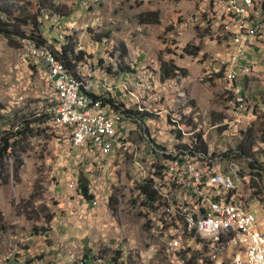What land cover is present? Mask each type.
<instances>
[{"label":"rangeland","instance_id":"374dc122","mask_svg":"<svg viewBox=\"0 0 264 264\" xmlns=\"http://www.w3.org/2000/svg\"><path fill=\"white\" fill-rule=\"evenodd\" d=\"M54 1L71 12L64 18L44 17L41 34L49 43L73 35L75 49L84 52L76 68L89 92V80L108 91L102 80L122 76L124 80L108 92L117 95L120 91L125 94L126 107L154 115L138 125L123 119L105 154L80 148L74 143L72 128L58 120L36 125L15 177L13 161L6 159L9 180L0 184V264L12 258L15 264H69L84 255L111 258L115 251L116 264H174V256L178 264H191L190 255L196 252L189 253L190 244L197 239L189 232L181 210L191 208L197 216L207 215V195L194 193V198L180 199L171 183H164L163 190L154 184L159 200L139 205L134 189L146 178L145 171L159 165L164 179L179 180L185 163L171 169V161L163 155L173 153L176 144L186 143L182 135H198L205 142L207 154L198 160L203 168L225 170L230 162L239 166L236 174L241 188H227V194L245 199L249 210L264 222V171L249 173L246 159L235 155L240 131L249 130L254 139L253 157L258 162L264 159V44L244 50L252 70L238 80L244 105L234 111L224 72L232 68L230 56L234 37L236 44L240 42L239 33L233 21H225L222 30L215 32L217 21L210 15L209 0ZM148 10L157 11V21L140 23L138 14ZM261 13L259 39L264 43V10ZM103 34L106 37L95 39ZM120 44L125 49L121 58ZM183 47H192L195 54H186ZM159 60L173 62L186 74L161 80ZM118 64L127 66L129 73L105 76L106 65ZM221 68L223 73L218 76ZM53 98L38 50L27 40L0 35V136L21 117L51 114L57 103ZM175 120L182 123L176 125ZM150 141L171 149L157 153L150 149ZM79 174L87 178L91 201L77 192ZM109 196L115 203H108ZM196 202L203 203L204 214ZM46 214L51 220L44 233L41 227ZM208 217L215 220L212 214ZM210 228L216 225L204 226L205 232Z\"/></svg>","mask_w":264,"mask_h":264},{"label":"built area","instance_id":"2783aa9c","mask_svg":"<svg viewBox=\"0 0 264 264\" xmlns=\"http://www.w3.org/2000/svg\"><path fill=\"white\" fill-rule=\"evenodd\" d=\"M210 15L212 18H216V31L219 32L225 24V21H235L240 19H248V26L246 27V38H251V45L234 44L232 51L234 53V63L232 66V73L228 78V87L230 93H233V106L234 111L240 109V102L244 98H240V84L238 80L241 77L249 75L252 70V66L244 59V50L248 46H252L255 40H258L262 35V21L263 17H260V21H253L250 17V10L252 9L251 2L246 0H209L208 2ZM231 7H238V14H231ZM211 20V19H210ZM208 20V22H210ZM39 56L43 59L47 70L51 73V79L55 81L66 93V105L63 110L56 113L49 114L48 120H58L62 125V121H69V117H84L85 127L77 130V134L80 137V148H86L87 144H94V150H98L102 153L108 152V144L114 141V133L118 124L125 119L123 115L114 110L110 104L103 102L104 88H96L94 86V79L89 80L92 84L91 92H82L74 87V81L71 79L69 73L63 72L62 64L54 58L53 54L47 47L36 48ZM104 81V87L112 86L119 83V77H111L109 80ZM125 96L116 95L113 98L115 102H121ZM235 121H238V116L235 113ZM69 143V140L67 139ZM150 149L158 153V149H171L158 146L156 143L149 142ZM179 152V160H170L171 169H174V164L187 163L186 172H178L179 180L169 181L163 179L158 174V171H145L146 179L150 178L151 182L156 184L161 190H163L164 183H171L174 186V195L179 197H193L196 192H204L207 194L208 199L223 200L224 203L229 202H241L245 199H229L227 196V185H234L241 188L240 177L235 174V167H239L234 162L227 164V168L219 169H205L200 166L198 160H202V156L191 155L188 150H176ZM191 167H200V175H191ZM196 205H203V203H197ZM221 209V208H218ZM194 211V210H193ZM243 220L249 224L253 230V234L257 240V253L264 255V247L259 246L260 234L255 233V226L261 225L259 218L252 213L248 207H243ZM195 221L197 229L200 231V239L197 242H191L195 245H203V227L213 224H220V231L217 235H214V244L211 247L203 246V253H211L213 261H219V264H224L226 261L236 262L237 258L235 250L231 249L229 243H226V236L229 232H235L232 229L230 222L213 221L208 217V213L205 216H196ZM153 222V220H151ZM160 228V227H159ZM161 229V228H160ZM162 230V229H161ZM89 260V261H88ZM96 262H111L116 264V260L105 256H80L74 258L69 264H96ZM194 264H197L194 261Z\"/></svg>","mask_w":264,"mask_h":264},{"label":"trees","instance_id":"16d2710c","mask_svg":"<svg viewBox=\"0 0 264 264\" xmlns=\"http://www.w3.org/2000/svg\"><path fill=\"white\" fill-rule=\"evenodd\" d=\"M263 4V3H262ZM264 5V4H263ZM264 10V7H263ZM70 10L63 4H58L54 0H33V4L29 0H0V35L7 39L16 40H27L35 48L47 47L64 67V70L74 76L78 80H82L79 71L77 70V64L83 57V51L75 49V39L73 35L66 34L62 36V40L59 41L53 38L52 42L49 43L47 39L41 34L42 20L44 17H50L54 15L57 18H64L70 14ZM140 23H155L157 21V11L148 10L138 14ZM106 37V34L96 35L95 39L98 41L100 38ZM192 47H183V51L188 55H194ZM118 57L121 58L125 54L123 44L117 47ZM100 67V64L98 63ZM127 66L120 64L115 66L106 65L104 72L114 76L117 74L126 75L129 73L126 71ZM222 69V68H221ZM185 70L182 67H178L171 61L159 60L158 65V77L161 80L169 79L176 76H184ZM218 76L221 72L216 73ZM106 96L103 97V102L108 103L114 110L119 111L124 118L130 120L132 123L138 125L145 119H152V113L139 111L134 108L125 107L121 102H115L113 95L110 92L105 91ZM264 103V100H263ZM49 114L43 112L39 115L32 114L28 117H21L18 121L10 125L7 130H4V134L0 136V184H5L9 180L8 165L6 162L7 158H11L14 164L13 174L14 177L21 165V154L25 151L28 144V138L33 136L35 133L36 125L44 124L48 121ZM189 121V118L187 117ZM169 121L170 118H169ZM175 124L181 123L180 120H175ZM185 125V124H184ZM180 132V131H179ZM242 134L240 140L236 144V156L243 157L246 159V168L251 174H260L264 171V159L261 162L255 160L250 151L253 145V136L249 130L240 131ZM180 135L177 134V137ZM184 137V138H183ZM183 141L186 143L176 144V150H188L191 155L198 154L199 156H205L207 154L206 144L202 141L200 136H184L182 135ZM174 151L173 153L164 154L165 159L178 160L179 152ZM225 155V153H221ZM162 165L156 166L152 171H159ZM77 192L86 200L91 201L92 194L88 191V182L83 174H79L76 180ZM134 189L136 190V197L139 201V205L144 203L148 204V201L157 202L159 200V192L154 188V183L151 182L150 178H144L141 182L135 184ZM230 198V196H228ZM232 197V196H231ZM145 199V201H144ZM114 202L113 196L108 197V203ZM135 203V200L132 201ZM199 211L204 214L206 210L200 205ZM51 215H45V225L41 227L45 233L49 230V221ZM118 251H115L111 256L112 259H117ZM86 258V255H84ZM8 259V258H7ZM16 260L12 258L7 260L6 264H15Z\"/></svg>","mask_w":264,"mask_h":264},{"label":"bare ground","instance_id":"6f19581e","mask_svg":"<svg viewBox=\"0 0 264 264\" xmlns=\"http://www.w3.org/2000/svg\"><path fill=\"white\" fill-rule=\"evenodd\" d=\"M246 1L251 2L252 9H253V5L255 4L258 5L262 3V2H259V0H246ZM252 9L250 10L251 18H252ZM231 14H238V7H231ZM234 22L238 30V33H239L240 44H242L244 41V45H247L249 41V38H246V27L248 26V19L235 20ZM230 57H231L230 67H232L234 63V54L231 55ZM223 70L224 68L222 69L221 74L223 73ZM63 72L68 73L67 71L64 70V67H63ZM224 73H225V77L228 79L232 73V68H229ZM69 75L71 79L74 81L75 89L82 90V92H87L88 90L87 84H85L83 79L78 80L71 74ZM48 78L52 85L54 97L57 102L54 106L52 113H56L58 111L63 110L64 106L66 105V93L57 83H55L54 80L51 79V73L49 70H48ZM119 83H120V80H119ZM119 83L113 84L112 86H108V87H113L114 85H117ZM94 86H95V80H94ZM104 94H105V89H104ZM240 98H244L241 93V90H240ZM243 105H244V100L240 102V109H243ZM62 123L72 128L74 143L76 145H79L80 137L77 134V130H80L85 127L84 117H69V121H62ZM87 147H88V144H87ZM108 148H109V144H108ZM202 159H204V156H202ZM180 164H174V169H175V165H180ZM184 168L185 169H183L182 172L187 171V163H185ZM238 171H239L238 167H235V174ZM158 174L160 175L161 178H163L161 174L159 173V171H158ZM191 175H200V170L196 169L195 167H191ZM238 177L240 176L238 175ZM227 188L236 190L238 187H235L234 185H227ZM196 193H200L203 196L204 192H196ZM205 199L207 200V198ZM229 199H238V198H236L235 196H232ZM207 201H208L207 213L214 215V219H215L214 221L221 220L223 222H230L232 225V229L235 231V232H229V234L226 236V243H229L231 249L235 250L236 257L238 258L236 262L226 261L224 264H264V255L257 253V240H256L255 235L253 234V230L252 228H250L249 224L244 222L243 217H242L243 207H247L246 203L242 200L241 202H229V203H224L223 200H217V199H208ZM218 208H221V209H218ZM181 211H182V219L187 224V228L189 232L193 235V238L200 239V231L197 229L196 221H195V215L197 216V211H193L191 208L190 209L185 208V209H182ZM215 225H216V229L213 230L212 228H210V231L208 233L205 232L204 227H203V235H205L203 239V244L205 240V242L207 243L206 244L207 247L213 246L214 235H217L218 232L220 231V224H215ZM255 233L264 235V232L260 228V225L255 226ZM259 246L264 247V236H260ZM194 261H196L197 264H219V261H213V257L211 253H203V250L194 254L192 258L193 264H194Z\"/></svg>","mask_w":264,"mask_h":264},{"label":"crops","instance_id":"0c3cea01","mask_svg":"<svg viewBox=\"0 0 264 264\" xmlns=\"http://www.w3.org/2000/svg\"><path fill=\"white\" fill-rule=\"evenodd\" d=\"M259 2H262L263 4H264V0H259ZM258 4V5H253V9H252V18H253V20L254 21H260V17H261V10H263V7H264V5L263 4ZM258 6V7H257ZM227 23H229L228 21H227ZM234 24H235V22H233ZM230 24V23H229ZM234 24H232V27L234 26L235 27V30L238 32V30H237V28H236V25H234ZM234 29V28H233ZM235 36V35H234ZM240 39V38H239ZM234 40H235V44L237 43V38H236V36L234 37ZM233 40V41H234ZM238 44H240V42L238 43ZM263 42L262 41H260V39H258V40H255L253 43H252V47H253V49H259V48H262V46H263ZM247 45H251V38H249V41H248V44ZM232 48H233V46H232ZM223 69V68H222ZM93 71V70H92ZM93 73V75H95L94 74V72H92ZM102 74V73H101ZM107 75H109V74H107V73H105V76H107ZM115 76V75H114ZM121 77V78H120ZM100 78H102L101 76H100ZM119 80H120V82L121 81H123L124 79H122V76H119ZM109 88L110 87H108V88H106V89H108V91H109ZM110 91H111V88H110ZM87 92H89V88H88V90H87ZM105 93H107V92H105ZM110 94L111 95H113L114 97L116 96V94H113V92H110ZM117 95H122V92H118V94ZM124 99V98H123ZM53 102L55 103L56 102V99L55 98H53ZM57 123V122H56ZM58 124V123H57ZM59 125V124H58ZM60 126V125H59ZM64 128V127H63ZM94 145V144H93ZM111 146V144H109V147ZM88 149H86V148H83L84 150H94V147L91 145V144H89L88 145V147H87ZM108 150H109V148H108ZM94 152L96 153H99V151L98 150H94ZM87 179V178H86ZM259 218V217H258ZM259 221H260V223H261V229L263 230V232H264V222L262 221V218L260 219L259 218ZM263 225V226H262ZM190 243V242H189ZM203 246L204 247H207L205 244H203V245H196V247H195V252L196 253H198L199 251H202L203 250ZM190 254L193 252L194 253V246H193V244L191 243L190 244ZM195 253V254H196ZM189 254V255H190ZM193 255L194 254H191L190 255V261H191V264H193L192 263V258H193ZM173 263L174 264H178V261H177V258H176V256H174L173 257ZM188 264H190L189 262H188Z\"/></svg>","mask_w":264,"mask_h":264}]
</instances>
